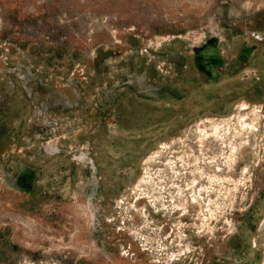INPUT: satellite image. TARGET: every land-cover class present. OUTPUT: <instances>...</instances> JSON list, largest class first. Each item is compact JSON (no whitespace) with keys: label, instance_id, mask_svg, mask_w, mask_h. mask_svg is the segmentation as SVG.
<instances>
[{"label":"rangeland","instance_id":"1","mask_svg":"<svg viewBox=\"0 0 264 264\" xmlns=\"http://www.w3.org/2000/svg\"><path fill=\"white\" fill-rule=\"evenodd\" d=\"M0 264H264V0H0Z\"/></svg>","mask_w":264,"mask_h":264}]
</instances>
